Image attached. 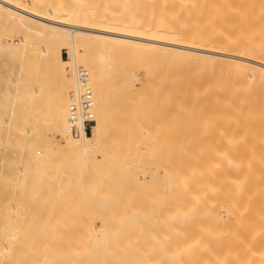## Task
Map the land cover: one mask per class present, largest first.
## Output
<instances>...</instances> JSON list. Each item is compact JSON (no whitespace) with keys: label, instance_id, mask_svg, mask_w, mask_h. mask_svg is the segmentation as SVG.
<instances>
[{"label":"bare ground","instance_id":"6f19581e","mask_svg":"<svg viewBox=\"0 0 264 264\" xmlns=\"http://www.w3.org/2000/svg\"><path fill=\"white\" fill-rule=\"evenodd\" d=\"M145 56L144 76L117 79L118 64ZM203 66L215 75L210 119L199 90L185 100L168 77ZM80 70L94 125L75 137L67 109ZM144 85L155 93H137ZM135 93L145 103L131 109ZM115 104L133 126L121 158L145 169L123 223L93 215L75 234L44 224L51 238L0 264H264V0H0V206L33 168L53 172L63 198L82 191L114 133ZM25 208L7 205L18 217Z\"/></svg>","mask_w":264,"mask_h":264},{"label":"rangeland","instance_id":"374dc122","mask_svg":"<svg viewBox=\"0 0 264 264\" xmlns=\"http://www.w3.org/2000/svg\"><path fill=\"white\" fill-rule=\"evenodd\" d=\"M62 57L64 59L67 58V54L64 50H62ZM149 59V56H145L144 59L140 61L141 63L134 62L132 64L130 63L129 66L124 63L118 64L117 79L129 74L132 75L133 73L138 76H144L145 72H143L142 68L144 66L149 67ZM141 65H143V67H141ZM156 73L154 72V76L152 77V86L157 83ZM168 77L177 78L179 80L181 87L174 92L182 91L185 100L193 96L194 89H198L199 93H201L199 96L203 101V111L208 114L209 119L211 118L213 110L212 88L215 75L212 69H210V66H203L199 72L189 67L181 69L173 68L170 70ZM167 85L169 89L172 83L168 82ZM139 90L140 92L137 93L146 94L147 96L155 93L152 88L145 85L141 86ZM137 93L132 95L133 97H131V101L128 104L131 109L134 108L136 102L143 101V103H145L140 96L136 95ZM161 93H163V91H161ZM114 109H116L113 111L115 121L114 133L107 142L105 155L96 157L92 167L89 168L85 180L86 186L82 191L73 192L63 198L57 192L56 175L51 171L49 172L43 169L36 170L33 168L27 172V176L24 177L19 188L15 190L11 189L6 192V201L0 206V255H5L7 257L19 256L24 254V250L33 247L36 242L49 237L51 238L50 235L47 237L43 236V234H46V231L41 227L44 224H67L65 226H69L68 230L75 234V230L78 233L84 231L83 225L91 223L93 215L105 217L106 222L109 224L117 225L123 223L124 220L121 217L122 208L126 202L132 201L133 193L138 187L137 178L145 169L143 170L139 168L138 165H134L130 162H125L121 158L122 152L131 148L129 142L131 141V130L133 126L130 123V116L126 105H117L116 107L115 104ZM107 199L112 200V204L102 205L101 202ZM14 200L26 206L27 208L24 210L30 207L27 211L28 216L26 213L25 217H18L9 213L7 205ZM62 200L66 201V203L63 204ZM39 204H45L46 207H49L48 210L46 209L48 212L44 210L45 207L44 209L43 206L41 208L39 207L42 216H40L39 210L37 211L35 209L37 211L35 212V210L31 208V206ZM62 209H67L68 212L63 213ZM43 210L46 212L45 215V212L42 214ZM126 212L130 214L129 210ZM30 214H38L39 217L31 219ZM96 223H99V221H96ZM74 224H78L80 228L78 229L77 226L78 230L76 228L74 229V227V230L70 228V226ZM28 225H32L33 227L27 230ZM81 226L83 228H81ZM62 228L57 227L55 230L64 231ZM46 229L48 230L49 228ZM80 229L82 231H79ZM130 231L131 227L129 226L128 233ZM12 232H16L13 238L10 237V233ZM59 232L61 233V231ZM66 232L67 229L65 233ZM75 236L76 235H74V238ZM62 238H64V236ZM13 239L14 242L8 243V241ZM5 246H9L11 250L8 252L2 251ZM3 264H9V262H4Z\"/></svg>","mask_w":264,"mask_h":264},{"label":"built area","instance_id":"2783aa9c","mask_svg":"<svg viewBox=\"0 0 264 264\" xmlns=\"http://www.w3.org/2000/svg\"><path fill=\"white\" fill-rule=\"evenodd\" d=\"M77 78L83 87L75 103L67 109V128L73 136L87 135L94 125V99L91 91L86 88L87 75L82 70L78 71Z\"/></svg>","mask_w":264,"mask_h":264}]
</instances>
